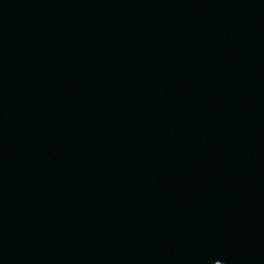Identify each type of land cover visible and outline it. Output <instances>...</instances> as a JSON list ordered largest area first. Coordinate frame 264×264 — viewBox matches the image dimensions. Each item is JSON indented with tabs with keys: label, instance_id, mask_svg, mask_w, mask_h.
<instances>
[{
	"label": "water",
	"instance_id": "water-1",
	"mask_svg": "<svg viewBox=\"0 0 264 264\" xmlns=\"http://www.w3.org/2000/svg\"><path fill=\"white\" fill-rule=\"evenodd\" d=\"M0 264H264V0H0Z\"/></svg>",
	"mask_w": 264,
	"mask_h": 264
}]
</instances>
